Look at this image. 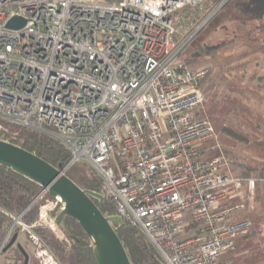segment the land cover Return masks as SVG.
Masks as SVG:
<instances>
[{
    "label": "built area",
    "instance_id": "obj_1",
    "mask_svg": "<svg viewBox=\"0 0 264 264\" xmlns=\"http://www.w3.org/2000/svg\"><path fill=\"white\" fill-rule=\"evenodd\" d=\"M227 1L0 0V120L59 141L70 154L64 170L87 163L101 178L102 199L165 264H229L224 254L252 226L234 214L253 209L258 183L264 201V177L221 171L222 151L201 159L200 144L216 137L194 111L209 68L172 64ZM207 5L205 18L176 42L195 9ZM15 16L24 25L7 27ZM58 208L56 199H44L37 221L27 224L23 212L0 207V220L11 219L0 253L17 230L38 264H58L33 230L57 229Z\"/></svg>",
    "mask_w": 264,
    "mask_h": 264
},
{
    "label": "trees",
    "instance_id": "obj_2",
    "mask_svg": "<svg viewBox=\"0 0 264 264\" xmlns=\"http://www.w3.org/2000/svg\"><path fill=\"white\" fill-rule=\"evenodd\" d=\"M218 1L220 0H211L210 5L216 4ZM229 4L231 5V8L233 10V18L238 24L245 25L248 22L256 23L253 29H249L247 31L248 34L252 33L251 31L257 30L259 28H261L260 31H264V0H228L221 6L220 9L226 7ZM209 9L210 6L208 5L201 10L195 9L196 12H194L192 24L190 25V27H188V30L183 35H176L175 41L179 43L182 42L183 38L189 35L194 30L197 23L204 17ZM203 27L190 38V40L181 49L179 54L186 47V45L200 33ZM235 41L236 40L221 41L214 46H206L205 44H200L198 48L195 49L197 51L194 50L187 58V61L184 63H186L187 65L189 63H193V57L200 55L201 50L202 52L209 54L210 51H218L223 47L226 48L232 43H235ZM190 66L195 67L193 65ZM239 72L237 74V78L239 79L242 77L240 83L243 85V80L246 76V73L245 71ZM209 73L210 71L208 72V75ZM226 73L227 71L225 70L224 77H226ZM208 75L201 83V88L203 91L202 105L205 102V93L203 86L206 85L207 87L205 91L208 89L210 91L213 90V85H207ZM263 78L264 77L262 76L259 77V79H262V81L258 85L262 84V87L264 88ZM248 80L250 81L251 79L248 78ZM227 86L224 89V92L221 94V97L216 92L212 93L213 102L219 103L222 100L224 101L226 98L230 100V98H228V95H231L234 97V102L239 103L238 95H236V91H234L235 88L233 87V85H230L232 89L227 88ZM0 124H2L4 127L3 131L0 133V139L7 140L23 147L26 150L34 152L36 155L59 169L64 168V166L67 164L70 158L69 151L65 146H63L53 137L43 132H39L15 124L6 123L2 120H0ZM234 124L245 126L244 123L240 121H235ZM222 129L225 130V128ZM242 137L243 140L248 141V138L246 136ZM222 153L227 160V167L229 169L230 166V172L233 175L241 176L243 178L264 177V162L263 164H261V166L252 165L251 162H249V160L246 158H243L236 154H229L227 151H223ZM65 174L82 189H89L95 192L100 191L101 178L87 163H75L65 170ZM41 190L42 187L36 182H33L17 174L12 169L0 164V207L14 215H18L23 212L22 220L27 224H33L37 221L39 204L42 203L46 198H52L48 193H46L42 199H39L32 205H29L31 201L34 200L36 196L41 192ZM259 190L260 187L258 183L255 190V202L261 201L264 203V201L260 198ZM93 200L105 216L115 215V209L111 202L106 199L98 200L96 198H93ZM59 210L60 208L56 209L53 212V215L55 216ZM248 217L250 218V215H248ZM10 223V218H1L0 242ZM112 225L114 226L116 234L120 238L126 250L131 264H165L157 250L140 230L131 227L125 222L123 224L113 222ZM60 229L64 233V236L68 239V243H66V241L64 240L58 239L54 235L53 230L49 227L38 224L33 227L35 233L39 236L45 247L56 258L58 264H97L93 256L91 243L77 221L65 216L62 220ZM251 229L252 226L246 235L250 234ZM14 233H16L15 243L10 245L9 247H7L8 242L4 245L0 253V264L4 261L9 264H23L24 256L16 243H19L23 248L24 244L18 241L19 232L15 230ZM21 234L25 236V239L27 241L26 244H30L26 235L24 233Z\"/></svg>",
    "mask_w": 264,
    "mask_h": 264
},
{
    "label": "rangeland",
    "instance_id": "obj_3",
    "mask_svg": "<svg viewBox=\"0 0 264 264\" xmlns=\"http://www.w3.org/2000/svg\"><path fill=\"white\" fill-rule=\"evenodd\" d=\"M204 25L200 33L175 57L173 65L186 62L200 44L214 46L221 41H236L226 48L219 49L220 51H210L209 54L201 50L200 55L193 57L194 62L188 64L189 66H208L210 73L207 77V85H213L212 91L209 89L205 91L207 87L203 86L205 102L194 109L201 117L210 120L216 131L215 138L200 144L201 148H206L201 159L210 160L220 156L221 151H227L229 154L248 159L252 165L261 166L264 162V88L262 84H258L262 81L259 77H264V31H260L261 28H259L248 34L247 31L253 29L256 23L238 24L233 18L230 4L218 9ZM225 70L226 77H224ZM239 71L246 73L243 80L244 87L240 83L242 77L237 78ZM248 78L251 80L249 81ZM230 85L235 88L233 90L238 95L239 103H235L231 95H228L230 100L226 98L219 103L213 102L212 93L216 92L221 97L226 86L232 89ZM235 121H240L245 126L236 125ZM242 136H246L248 141L243 140ZM212 145L213 149H209ZM226 170L231 171L230 166L229 169L221 168V171ZM237 201V199H231L228 202L233 204ZM43 203L44 201L39 206ZM248 215L252 220L251 232L249 235L235 237L234 247L223 256L229 264H264V203L255 202L251 211H238L234 217ZM53 233L58 239L68 243V239L59 226L53 230ZM18 241L24 244L28 252V264H38L33 257L32 246L26 244L23 234L19 233ZM1 264L9 263L4 261Z\"/></svg>",
    "mask_w": 264,
    "mask_h": 264
},
{
    "label": "water",
    "instance_id": "obj_4",
    "mask_svg": "<svg viewBox=\"0 0 264 264\" xmlns=\"http://www.w3.org/2000/svg\"><path fill=\"white\" fill-rule=\"evenodd\" d=\"M24 22V19L15 16L7 22V27L17 29ZM0 164L36 182L59 201L61 208L55 215L56 225L61 227L65 216L77 221L91 243L97 264H131L112 225L113 222H123L116 215L105 216L97 207L93 198L102 200L100 193L82 189L65 174L64 168L59 169L34 152L3 139H0ZM35 201L36 198L29 205ZM15 240L16 233H13L7 247L15 243ZM16 245L24 256L23 264H28V253L19 243Z\"/></svg>",
    "mask_w": 264,
    "mask_h": 264
}]
</instances>
